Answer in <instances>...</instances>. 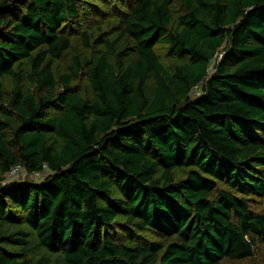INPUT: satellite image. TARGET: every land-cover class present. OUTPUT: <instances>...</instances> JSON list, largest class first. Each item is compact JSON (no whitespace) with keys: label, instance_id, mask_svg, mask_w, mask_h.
I'll use <instances>...</instances> for the list:
<instances>
[{"label":"trees","instance_id":"obj_1","mask_svg":"<svg viewBox=\"0 0 264 264\" xmlns=\"http://www.w3.org/2000/svg\"><path fill=\"white\" fill-rule=\"evenodd\" d=\"M259 201L264 0H0V264L246 259Z\"/></svg>","mask_w":264,"mask_h":264},{"label":"rangeland","instance_id":"obj_2","mask_svg":"<svg viewBox=\"0 0 264 264\" xmlns=\"http://www.w3.org/2000/svg\"><path fill=\"white\" fill-rule=\"evenodd\" d=\"M157 51L160 52L161 54L164 53L165 51V45L160 44L157 48ZM218 57V56H217ZM165 60L168 61V59L165 58ZM170 63V62H168ZM214 63H215V58L210 62L209 66H208V74L211 73L214 70ZM2 84L4 86V88L9 89L11 86V81L8 77H4L2 79ZM199 88V86H198ZM198 88H196V90H194L191 95H195L197 94ZM200 89V88H199ZM46 172V170L44 171V173ZM22 178V177H20ZM113 193L114 194H118L117 190L115 189V187H113ZM259 205L257 207H255L256 210L261 209L264 207V201H259ZM258 208V209H257ZM261 211V210H260ZM118 221L123 220L122 216H118L117 217ZM133 229H135L134 227H132ZM136 234H138V236H140L141 238L145 239V238H153L155 235L154 233L149 230V229H145V230H137L135 229ZM115 236L118 237H122L123 240L126 239V236L124 235V231L121 229H117L116 231H114ZM29 239L30 242H34L35 241V235L34 234H30L29 235ZM41 253L47 254L50 257V262L51 264H63V258H62V254L60 252L57 253H48L46 252L44 249H40V248H33L29 255L32 257L38 256ZM220 264H264V249H261L258 252H255V254L250 257V258H246V259H240V260H224L222 261Z\"/></svg>","mask_w":264,"mask_h":264},{"label":"built area","instance_id":"obj_3","mask_svg":"<svg viewBox=\"0 0 264 264\" xmlns=\"http://www.w3.org/2000/svg\"><path fill=\"white\" fill-rule=\"evenodd\" d=\"M25 174H26V171L24 170L23 166L20 164H17V165H14L9 170L7 178L9 180L17 179L20 177L23 178L25 176ZM30 176L34 179H39V178H42L44 176V172L35 171Z\"/></svg>","mask_w":264,"mask_h":264}]
</instances>
